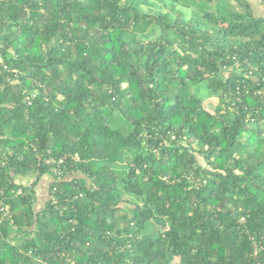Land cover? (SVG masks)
<instances>
[{"label":"trees","instance_id":"obj_1","mask_svg":"<svg viewBox=\"0 0 264 264\" xmlns=\"http://www.w3.org/2000/svg\"><path fill=\"white\" fill-rule=\"evenodd\" d=\"M0 203V264H264V15L0 0Z\"/></svg>","mask_w":264,"mask_h":264},{"label":"built area","instance_id":"obj_2","mask_svg":"<svg viewBox=\"0 0 264 264\" xmlns=\"http://www.w3.org/2000/svg\"><path fill=\"white\" fill-rule=\"evenodd\" d=\"M255 92L260 94L259 90L255 91ZM68 157H69L68 155H64L58 159H54V158H47V159H43V160L39 159L38 162L39 163L43 162L46 165H50L52 174L54 176H56L57 179H60V177L63 173L64 164H65ZM69 159L74 163L79 162V157L76 154L70 156ZM29 179H30L29 181L27 179L23 180L24 182H21L22 185L30 186L32 184V182L34 181V177H32V178L30 177ZM20 192H21V190L19 189L16 191V194H19ZM10 216H11V213L9 212L8 205H4L3 203H0V220L2 218L10 217ZM239 221L243 222L244 218L240 217ZM262 235L264 237V230H263ZM262 249H263L262 244L261 243L258 244L253 240V251L251 253V258H252L253 264H261L259 257H260V252L262 251ZM28 253H30V251Z\"/></svg>","mask_w":264,"mask_h":264},{"label":"rangeland","instance_id":"obj_3","mask_svg":"<svg viewBox=\"0 0 264 264\" xmlns=\"http://www.w3.org/2000/svg\"><path fill=\"white\" fill-rule=\"evenodd\" d=\"M257 1H260V0H257ZM263 4V3H262ZM141 5H142V7L145 9V10H148V11H150V10H156V9H158V8H155V7H153V6H150V5H148V4H145V3H141ZM209 9H216V4H214V3H211V4H207L206 5ZM176 9L177 8H180V5L179 4H176ZM159 9H161L162 11H168L169 9L168 8H166V7H161V8H159ZM184 12H185V16H186V18H188L189 17V15H190V10H188V9H186V8H181ZM170 13L172 14V15H177V12L174 10V11H170ZM216 104H217V98L216 97H210V96H208L207 97V105H206V108L212 113L213 111H214V107L216 106ZM32 178V177H31ZM23 180H25V179H21L20 181L21 182H24ZM28 181L30 180V179H27ZM27 181V182H28ZM41 192L39 191V193H37V195H36V197H37V201H38V205H41L42 203H43V198H42V196H41V194H40ZM38 205L36 204L35 205V207H36V209L37 208H39L38 207Z\"/></svg>","mask_w":264,"mask_h":264},{"label":"crops","instance_id":"obj_4","mask_svg":"<svg viewBox=\"0 0 264 264\" xmlns=\"http://www.w3.org/2000/svg\"><path fill=\"white\" fill-rule=\"evenodd\" d=\"M245 1H247L250 4V6L253 10V13L256 16H263L264 15V0H260V1L245 0ZM50 181H51L50 175L49 176H43L35 188L36 195H37V193H39V191L41 192L40 194H41L42 198L44 199L43 202L46 200V198L48 196V185H49ZM36 204H38L37 200H36Z\"/></svg>","mask_w":264,"mask_h":264}]
</instances>
